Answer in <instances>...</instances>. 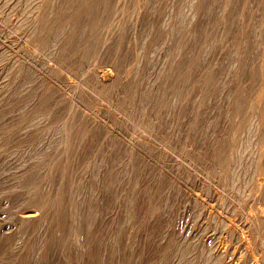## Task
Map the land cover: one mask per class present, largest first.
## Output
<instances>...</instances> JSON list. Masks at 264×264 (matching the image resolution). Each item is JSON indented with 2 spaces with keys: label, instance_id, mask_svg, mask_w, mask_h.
Returning a JSON list of instances; mask_svg holds the SVG:
<instances>
[{
  "label": "rangeland",
  "instance_id": "obj_1",
  "mask_svg": "<svg viewBox=\"0 0 264 264\" xmlns=\"http://www.w3.org/2000/svg\"><path fill=\"white\" fill-rule=\"evenodd\" d=\"M24 1L0 0V264H264V0Z\"/></svg>",
  "mask_w": 264,
  "mask_h": 264
},
{
  "label": "bare ground",
  "instance_id": "obj_2",
  "mask_svg": "<svg viewBox=\"0 0 264 264\" xmlns=\"http://www.w3.org/2000/svg\"><path fill=\"white\" fill-rule=\"evenodd\" d=\"M28 1H29V0H28ZM40 1H41V0H40ZM56 1H57V0H56ZM75 1H76V0H75ZM81 1H82V0H81ZM111 1H112V0H111ZM118 1H119V0H118ZM139 1H140V0H139ZM142 1H143V0H142ZM23 2H26V1L23 0ZM76 2H77V1H76ZM76 2H75V3H76ZM84 2H85V3H84ZM114 3H115V2H114ZM35 4H37V2H36ZM40 4H41V3H40ZM82 4H86V1H83ZM144 4H145V3H144ZM40 6H41V5H40ZM80 6H81V5H80ZM115 6H116V5H115ZM100 7H101V6H100ZM108 7H109V6H108ZM121 8H122V7H121ZM35 9H36V8H35ZM91 9H92V8H91ZM38 10H39V9H38ZM115 10H116V9H115ZM39 12H40V11H39ZM49 13H50V12H49ZM76 13H77V12H76ZM44 14H45V13H44ZM44 14H43V15H44ZM41 16H42V14H41ZM263 16H264V15H263ZM50 17H51V16H50ZM260 19H261V18H260ZM260 19H259V20H260ZM72 20H73V19H72ZM99 20H100V19H99ZM104 20H105V19H104ZM63 21H64V20H63ZM81 21H82V20H81ZM40 22H42V21H40ZM45 22H46V21H45ZM71 22H72V21H71ZM88 22H89V21H88ZM72 23H73V22H72ZM79 24H80V23H79ZM54 25H55V24H54ZM67 25H68V24H67ZM67 25H66V26H67ZM56 26H57V24H56ZM71 27H72V26H71ZM80 30H81V29H80ZM103 31H105V30H103ZM42 34H43V33H42ZM93 34H94V33H93ZM239 35H240V34H239ZM96 36H97V35H96ZM104 38H105V37H104ZM184 40H185V39H184ZM97 41H98V40H97ZM92 46H93V45H92ZM95 50H96V49H95ZM93 52H94V51H93ZM95 54H96V52H95ZM97 55H98V53H97ZM118 71H119V70H118ZM14 72H15V71H14ZM96 76H97V78H98L99 81H103V82H104V80L107 78V77H102L100 74H98V75H96ZM201 81H202V80H201ZM70 84H71V83H70ZM201 84H202V83H201ZM77 86H78V85H77ZM203 86H204V85H203ZM242 101H243V100H242ZM252 106H253V105H252ZM241 109H242V108H241ZM74 122H75V121H74ZM263 162H264V161H263ZM260 186H261V185H260ZM45 205H46V204H45ZM31 206H32V205H31ZM35 213H36V212H35ZM32 214H33V213H32ZM36 214H37V213H36ZM32 216H33V215H32ZM37 216H38V215H37ZM28 217H29V215H28V216L25 215V216H22L21 219H22V220H23V219L27 220ZM30 217H31V216H30ZM30 217H29V218H30ZM19 218H20V217H19ZM30 219H31V218H30ZM31 220H32V219H31ZM59 227H60V225H59ZM0 228H1V226H0ZM6 241H7V240H6ZM4 242H5V241H4ZM247 242H248V241H247ZM257 243H258V242H257ZM241 245H242V244H240V246H237V250H236V252H239V251H240V249H241ZM245 245H246V244H245ZM233 246H234V245H233ZM220 247H221V246H220ZM224 247H225V246H224ZM242 247H243V246H242ZM231 248H232V247H231ZM216 249H217V248H216ZM250 249H251V248H250ZM230 250H231V249H230ZM220 251H221V250H220ZM220 251H218V253H219ZM223 251H224V250H223ZM233 251H234V250H233ZM247 251H248V250H247ZM247 251H245V252H247ZM240 252H242V251H240ZM252 252H253V251H252ZM216 253H217V252H216ZM220 253H221V252H220ZM253 253H254V252H253ZM214 254H215V253H214ZM238 255H239V253H238ZM253 255H254V254H253ZM253 255H252V256H253ZM226 256H228V255H226ZM259 256H260V255H259ZM234 257H235V256H234ZM242 257H243V256H242ZM239 258H240V256H239ZM239 258H236L237 260L234 261L235 263H234V262H233V263H234V264H239V263H240V260H238ZM252 258H253V257H252ZM252 258H250V259L252 260ZM234 259H235V258H234ZM256 259H258V258H256ZM224 260H225V259H224ZM232 260H233V259H232ZM258 260H259V259H258ZM252 261H253V262L250 263V264H257V262H255L254 259H253ZM259 262H260V261H259ZM259 262H258V263H259ZM262 262H263V261H262ZM223 263H224V262H223ZM227 263H228V262H227ZM233 263H232V264H233ZM240 264H242V261H241Z\"/></svg>",
  "mask_w": 264,
  "mask_h": 264
}]
</instances>
